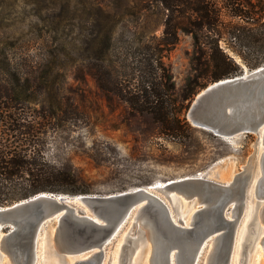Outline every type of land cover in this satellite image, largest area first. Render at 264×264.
Segmentation results:
<instances>
[{"label": "rangeland", "instance_id": "374dc122", "mask_svg": "<svg viewBox=\"0 0 264 264\" xmlns=\"http://www.w3.org/2000/svg\"><path fill=\"white\" fill-rule=\"evenodd\" d=\"M137 4L138 0H0V68L8 56L21 76L35 81L36 95L22 102L19 110L41 121L46 158L83 181L89 191L84 194L107 195L188 176L227 184L250 163L232 264H264V224L259 218L264 207V170L255 147L257 134L217 136L193 125L188 109L182 115L190 128L176 137L163 134L149 115L136 113L116 96L109 100L84 73L92 52L87 41L95 34L100 44L104 37L96 32L99 25L119 26L116 47L131 39L132 33L133 37L162 34L163 8L143 2L136 11ZM191 51V37L180 32L177 43L163 57L175 84L177 104L192 74ZM241 65V74L252 70ZM207 80L198 78L202 83ZM203 88H196L185 103L190 105ZM202 206L196 199L178 198L175 204L176 211L185 214ZM236 210L230 204L224 215L232 216ZM54 224L52 220L40 229L36 264H46ZM128 227L106 246L108 258L115 257ZM0 264H12L2 252Z\"/></svg>", "mask_w": 264, "mask_h": 264}, {"label": "trees", "instance_id": "16d2710c", "mask_svg": "<svg viewBox=\"0 0 264 264\" xmlns=\"http://www.w3.org/2000/svg\"><path fill=\"white\" fill-rule=\"evenodd\" d=\"M143 2L149 7L157 3L165 11L162 34L133 37L132 33L131 39L116 47L119 26L99 25L96 32L104 37L100 44L95 34L87 41L92 52L84 73L109 100L114 96L124 100L136 113L149 115L163 134L176 137L190 128L182 113L196 88L241 74V64L249 69L264 64V0H138L136 11ZM180 32L192 40V74L177 104L175 84L163 57ZM1 63L0 206L40 192L88 193L83 181L46 158L43 126L37 116L19 110L22 102L36 95L33 77L21 76L8 56ZM200 77L208 80L198 82Z\"/></svg>", "mask_w": 264, "mask_h": 264}, {"label": "water", "instance_id": "95a60500", "mask_svg": "<svg viewBox=\"0 0 264 264\" xmlns=\"http://www.w3.org/2000/svg\"><path fill=\"white\" fill-rule=\"evenodd\" d=\"M187 118L193 125L220 137L234 138L255 133V147L257 150L262 149L264 64L241 75L221 78L205 86L192 99ZM259 157L264 170L263 150ZM251 169V164H247L244 171L236 174L229 184L191 176L166 180L163 185L153 183L107 195L78 194L74 197L52 192L34 194L0 206V253L6 254L12 264H36L39 256L36 232L38 228L40 230L44 224L54 220L51 230L54 228L55 232L52 242L49 239L46 264H100L106 246L118 236L111 235L113 229L125 216L133 213L138 202L147 199L141 209L151 214L149 216L157 224V230L170 244L159 246L164 252L157 257L156 262L151 246L148 264H153V261L154 264H169V255L176 257L177 253V246L173 245L180 239H185V242L184 246H179L182 257L178 264H199L203 254L199 245L211 230H220L222 235L215 252L214 264H229L231 245ZM182 197L185 200L196 199L199 203L208 205L195 211L197 215L189 226H184L182 219L178 217V223L172 222L166 214L165 202L162 201L170 204L173 213L178 215L180 212L175 208L176 199ZM230 204L236 206L237 210L228 218L224 215V209ZM169 231L170 235L167 234ZM136 233L125 237L120 246L117 264H144L150 246L143 230L138 229ZM82 254L88 256L77 258ZM75 257L77 259L69 261Z\"/></svg>", "mask_w": 264, "mask_h": 264}, {"label": "bare ground", "instance_id": "6f19581e", "mask_svg": "<svg viewBox=\"0 0 264 264\" xmlns=\"http://www.w3.org/2000/svg\"><path fill=\"white\" fill-rule=\"evenodd\" d=\"M261 150H259L260 152ZM189 177V176H188ZM174 180V179H171ZM159 184L163 185L162 182H158ZM230 182H228L227 184H229ZM74 197H77L78 195H73ZM175 199V197H173V200ZM183 201H187L185 200V197L180 198ZM147 199H143L141 200L139 203V205L137 206V208L133 211V213L130 216H125L122 221L113 229L111 235H119L121 234V232L123 231L124 227L129 225L128 229L121 235V239L120 242L122 240L121 243H118L117 246V251L115 257L110 255L109 256V261L110 264H117V254L119 253L120 246L123 243L124 239L126 236L128 235H136V231L139 230H143L145 232V239L148 241V246L149 249H147V253L145 255V260H144V264H148V256L151 250V246H153V259L156 262L157 261V257L158 256H162L163 255V248H160L159 246H168L170 245L169 242L166 241V238H163V236L160 234V231L157 230L156 228V223L151 219V217L149 215H151L149 212L147 211H143L141 208H143L145 206V204L147 203ZM165 202L164 208L166 210V214L168 216V218L170 220H172V222L174 223H178L177 217L182 219L183 221V225L184 226H189L192 224V220L195 219L197 213H195L196 209H193L192 211H190L188 214H185L184 212L178 215H175L173 213V209L171 207L170 204H168L165 200H162ZM156 205H159L158 202L154 201ZM153 204V203H152ZM203 206L208 207V205L203 204ZM86 210H88V207H85ZM231 216L229 215L228 218H230ZM259 218L260 221L262 222V224H264V207L260 210L259 212ZM96 219V218H95ZM156 224V225H155ZM239 222L236 225V231H235V237H234V242L231 245L232 249H231V256H230V262L229 264H232L233 260H234V251H235V243H236V239L238 238V228H239ZM41 229V227H40ZM264 231V230H263ZM54 232L55 229L53 228L51 230L50 233V240L52 242L53 237H54ZM168 235L171 234V232H167ZM40 236V230L38 228L36 235H35V240L37 241V239ZM1 238H2V234L0 233V246H1ZM222 235L221 232L219 230V232L217 230H211L210 233H208L205 237V239L203 240V242H201L200 246V250L203 251V254L200 258V262L199 264H214L215 262V252L217 251V246L220 245V241H221ZM184 242L185 239H180L178 241H175L173 246H177V253H176V257L175 255H169V264H178V260L179 258L182 257V252L180 251V247L179 246H184ZM261 241H258L257 244H260ZM37 244V243H36ZM142 246V245H140ZM88 256V254H82L77 258H84ZM75 258H70L69 261H73ZM107 253H106V249L104 250V255L103 258L100 262V264L104 263L105 260L107 259ZM174 259V260H173ZM34 260V259H33ZM153 261V264H154ZM32 264H34V262H32Z\"/></svg>", "mask_w": 264, "mask_h": 264}]
</instances>
